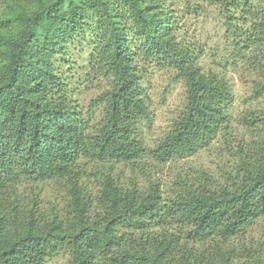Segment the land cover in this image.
<instances>
[{
  "label": "trees",
  "instance_id": "obj_1",
  "mask_svg": "<svg viewBox=\"0 0 264 264\" xmlns=\"http://www.w3.org/2000/svg\"><path fill=\"white\" fill-rule=\"evenodd\" d=\"M3 1L0 264H52L62 254L69 264H264V246L242 260L231 244L264 217V137L238 147L237 170L227 185L202 172L165 198L154 177L159 164L194 155L227 129L233 99L229 79L204 68L195 48L178 39L166 2ZM216 1L236 55L264 44V14L242 26L233 16L241 0ZM90 12L101 23L113 78L102 128L93 137L81 127L72 101L61 90L55 93L52 72L55 55ZM128 20L143 39L144 53L165 60L187 90L183 111L155 146L143 137L153 110L134 63L138 52L128 42ZM263 91L264 81H258L256 95ZM84 156L92 168L80 166ZM117 162L130 173H117ZM27 176L65 181L63 210L44 208L39 197L19 201L16 187Z\"/></svg>",
  "mask_w": 264,
  "mask_h": 264
},
{
  "label": "rangeland",
  "instance_id": "obj_2",
  "mask_svg": "<svg viewBox=\"0 0 264 264\" xmlns=\"http://www.w3.org/2000/svg\"><path fill=\"white\" fill-rule=\"evenodd\" d=\"M163 1L175 18L178 39L195 48L204 68L228 78L233 92L232 102L228 104L230 121L227 129L194 155L174 158L154 169V177L159 178L163 196L168 198L180 188L181 183L196 181L202 172L209 173L214 182L231 183L228 176L237 170L238 147L245 141L253 144L254 139L264 137V91L261 95L255 93L257 82L264 81V44L253 46L243 56L236 55L235 47L230 44L232 40L227 37L222 6L216 0ZM4 5L5 2L0 0V11ZM234 9L235 22L250 27L254 20L259 22L262 19L264 0H241L239 7ZM128 24L131 30L128 31L129 45L133 53L138 52L134 63L153 110L152 122L144 125L143 137L147 145L155 146L183 111L187 90L184 82L175 76L174 68L165 60L144 53L145 45L137 35L134 22L128 20ZM261 29L264 30V26ZM107 52L101 23L96 14L90 12L80 30L52 61V72L57 77L54 91L59 93L61 90L72 101L75 110L81 114V127L90 137L99 134L102 128L106 116L105 93L113 84ZM257 118L258 122L255 121ZM252 124L256 127V135H252ZM90 161L84 156L79 164L83 168H92L94 164ZM115 169L117 173H130L124 162L115 163ZM92 185L97 187L94 182ZM15 194L24 204L33 197H39L44 208L50 210L54 207L62 211L67 187L65 181H43L27 176L18 183ZM231 244L241 253L236 254L240 256L238 259L258 253L257 249L264 246V217L233 238ZM52 264H69L68 255H60Z\"/></svg>",
  "mask_w": 264,
  "mask_h": 264
}]
</instances>
